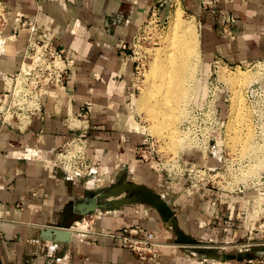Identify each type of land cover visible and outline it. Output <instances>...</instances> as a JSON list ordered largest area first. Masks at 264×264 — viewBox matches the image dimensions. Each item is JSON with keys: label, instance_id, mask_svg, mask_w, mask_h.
Masks as SVG:
<instances>
[{"label": "crops", "instance_id": "0c3cea01", "mask_svg": "<svg viewBox=\"0 0 264 264\" xmlns=\"http://www.w3.org/2000/svg\"><path fill=\"white\" fill-rule=\"evenodd\" d=\"M179 1L200 21L205 65L218 58L232 64L264 60V0L221 1L216 15L202 11L201 0ZM0 4L6 41L0 50V95L6 91L3 76L16 75L22 63L30 61L31 38L52 41L64 50L72 77L68 95L48 88L41 97V110L32 115L26 128L0 124V264H186L185 248L178 247L175 252L174 246L189 245L179 243L178 229L147 204L114 208L119 209L116 214L95 222L97 232L92 235L79 234L75 226L80 220L75 222L71 243L43 235L48 229H64L91 193L123 181L134 182L118 165L122 146L130 152L144 142L130 115L134 68L130 45L152 7L157 6L166 17L176 0H0ZM227 9L236 18L234 37L229 38L219 24ZM24 22L33 23L35 32L21 29ZM124 45L129 46L124 49ZM83 107L90 118L88 154L99 166L101 189L97 192L82 180L67 179L61 169L53 167L56 153L76 133L65 119ZM138 166L143 181L134 183L165 196L175 210L179 229L200 241L198 249L204 248L206 241L240 239L243 195L226 196L215 222L211 196L189 202L166 175L153 172L140 161ZM130 229L140 235L154 234L170 245L158 260L143 262L122 239ZM224 254L231 258L220 260L231 264H264L263 253L259 257L254 253ZM199 258L211 259L206 254Z\"/></svg>", "mask_w": 264, "mask_h": 264}, {"label": "built area", "instance_id": "2783aa9c", "mask_svg": "<svg viewBox=\"0 0 264 264\" xmlns=\"http://www.w3.org/2000/svg\"><path fill=\"white\" fill-rule=\"evenodd\" d=\"M221 1L231 4L233 0H201L200 9L216 15L218 4ZM150 18H156V22L162 24L163 20L161 21L160 10L157 6L152 7L142 25L149 23ZM220 18L222 34L228 38L234 37L232 29L236 26V18L229 9L225 10ZM127 22L130 20L127 19ZM25 28L35 32L33 23H22L21 29ZM127 48L128 45H124V49ZM29 57L30 61L22 63L16 75H4L6 91L0 95L1 125L26 128L32 115L41 110V97L50 87H55L62 95H68V86L72 77L64 50L52 41L31 38ZM222 63L224 61L221 58L212 62L213 72L206 81L202 78L203 88L196 99L190 103L188 114L180 127L181 136L187 141L188 151L202 154V160L194 161L189 156L186 159L183 156L172 160L167 159L159 151L148 132L142 133L144 142L135 145L130 152L122 146L118 157V165L121 164L122 168H128L129 172L134 174L131 179L134 182H137L141 175L138 167L140 161L154 172L164 174L175 182L179 193L188 197L189 202L198 201V199L205 201L211 196L215 222L220 219L226 196L235 197L247 191L243 185L245 172L249 165L255 163L253 158L250 159L240 152L231 150L226 142L230 95L227 93L225 83L216 77V69ZM255 91L256 89H250L249 99L255 97L253 96ZM223 103L228 106L226 111H224ZM252 113L256 122L255 128L259 134L257 138L264 142V128L262 127L264 110L254 109ZM65 123L69 128H74L76 133L56 153L53 167L61 169L69 180L84 181L86 187L89 182L95 180L93 188L95 189L98 186L99 166L88 154L90 118L87 109L83 107L78 113L69 114ZM136 231L130 229V236H126L125 240L129 243L130 249L143 261L158 260L162 255L161 248L170 245L158 240L154 234L138 237ZM210 243V246L204 247L225 253L222 249H226L229 245H237L238 242L217 239L211 240ZM185 246L176 247L193 248Z\"/></svg>", "mask_w": 264, "mask_h": 264}, {"label": "rangeland", "instance_id": "374dc122", "mask_svg": "<svg viewBox=\"0 0 264 264\" xmlns=\"http://www.w3.org/2000/svg\"><path fill=\"white\" fill-rule=\"evenodd\" d=\"M176 3H177V5L178 4L180 5V8L182 10H184V11H182V14H183L182 18L185 21V23L190 24V25L194 24V26H197V27L199 26L198 30L201 31L200 21L197 18V16L194 15L193 13H191L190 11L185 10L182 7L179 0H176ZM173 4L174 3H172V5ZM176 6H174L172 8L171 12L168 11V13L166 14V17L161 16V21L163 20L162 24L157 23L156 18H153V19L150 18L149 23H145L144 25H142L140 27V29L137 31V35H136V38L134 39V41H133V39L131 41L130 49H131L132 55H130V56H131V58H133L134 68H133V71L131 72V76H130L131 82L133 84V92H132V96L130 97L131 98L130 99V115H131V119L133 121L132 123L134 124L135 128L140 133V135H142V133H146V132L151 134V136L154 139L159 151L165 157H167V159L172 160V159H176L180 156H183V158L186 159L187 156H190L189 158H191L192 160L199 161V160H202L201 159L203 157L202 154H197L195 152H191L188 150L185 151L183 149H180L179 147L178 148H175V147L172 148L171 144H173L175 141H177V139L175 141H174V139L167 140V139L159 138L157 135H155L152 132V128H151L153 125V122H150L151 120L149 119L147 111H145V109L143 107H140L141 106L140 105L141 99L144 97V95H146L150 92L151 93L148 94V96L150 97L151 104L154 103L155 99H153V100H151V99L156 97V95H154V97L152 96L153 95L152 91L154 92V85L151 82V79L149 77V73L151 71L152 65L157 60V56L163 55V51H164L163 48L165 47V44H166V38H168L172 32L170 22L172 21V14L174 13L173 11H174V9H176ZM3 15H4L3 7L0 4V50L4 49L5 45H6V41L4 40V36L2 34V32H3L2 29L5 25V22L2 19ZM164 21H165V23H164ZM165 36H168V37H165ZM199 39H200V43H199L200 45H199L198 54L200 57L199 56L198 57L200 58V60L198 58H196V59L199 60L201 65L198 64L199 66L198 65L196 66L197 67L196 70L198 72L195 70V73H197V74H195V79H196L197 83H199L198 80L200 78H203V80L205 79L204 81H206L207 77L210 76L211 73L213 72L212 71V64L211 65H205L204 64L205 61L202 57V52H201V47H202L201 46L202 45V43H201L202 42L201 32H200ZM164 42H165V44H164ZM133 50L135 52L134 54H133ZM159 53H161V55H159ZM198 67H200V68H198ZM216 71H217L216 77H218L220 80H222L225 83V86L227 88V93L230 95V104H229L230 108L228 109L227 104L223 103L224 111H226L228 109V111L230 113V119L228 122L227 142L228 143L230 142L232 144V146L239 147L243 150L244 144L232 143L233 141L230 139L232 137V135H234V131L232 129H230V127H231L230 122H231V118L233 117V115H231V114H232V110L234 108L239 110V107H240V109H242V107L244 106L245 109L241 111L242 112V115H241L242 118H240V115L238 117V122H239V124L237 125L238 130H239L238 134L240 136L247 135L249 132H251V130H250V125H251L252 126V132L254 133L256 138L259 137V134L255 128L256 122H255L254 114L252 113V111L254 109L264 110V60H262L260 58L250 59V60L243 61L242 63H234V64L227 63L224 61V63L219 65V68H217ZM223 72H226L227 74H230V75H236V76L239 75V76H243V77L244 76H248V77L253 76L254 81L248 82V83L244 81L245 83L240 84L241 85L240 86L238 83L236 84L234 82H231L230 80H228V81L224 80L221 77V75H222L221 73H223ZM193 82H195V80L192 81V84L190 86V89H192L191 93H193V90L195 89V86H194L195 83L193 84ZM197 85H198L197 86L198 92H196V90H195V92L198 94L201 92V90L203 88V84H201V82H200ZM237 86H239L240 88ZM236 87L238 88V90L241 91V94H242V95L239 94L240 93V91H239L236 93V95L239 94L241 97H243L244 103H242V101L240 102L239 100H237L239 97L235 96V92H236L235 90H237ZM252 88L256 89V91L253 92V96H255V97L253 99H249L248 94L250 95V93H251L250 89H252ZM146 92H148V93H146ZM233 92H234V94H233ZM191 93H190V95H191ZM196 97H195V99H196ZM155 103H157V100H155ZM245 110L247 111L249 117L247 116ZM165 111L168 112V110H165ZM243 117L246 118V121ZM184 119L182 120V122L179 123L180 125L178 124V132L180 131V127H181ZM262 127L264 128V125H262ZM253 140H254L253 147L255 150V153L254 152L253 153L256 155L262 154L264 152V147L258 145L255 142V137L253 138ZM260 142L264 143L262 141H260ZM249 157H250V159L252 158L251 156H249ZM261 161L263 162L264 160H261ZM261 161L259 164H256L257 167H260L259 169L254 170V168L252 167L253 165H251V166L249 165L247 167V171L245 172V181H244L243 185H244V189L247 191L243 194H240V195H243L241 198L245 202L242 205L243 208L241 209L242 210L241 213H239V215L241 216L240 218H241L242 234H241L240 239H234L233 240V241L238 242L237 245H229L226 247V249H222V251H225V253L228 252V253H232V254H238L241 256L245 255L246 253H254L258 257L261 256L262 253L264 254V201H263L264 195L262 193L260 195H256L258 193L259 189L264 190V164H262ZM120 169L121 170H119V171L124 172L126 177L129 178L130 180L134 176V174L129 172L128 168L123 169L121 167ZM139 172L141 173V170ZM131 181H133V180H131ZM142 181H143V178H142V175H140L137 182L142 183ZM177 181H178V179H177ZM90 185H92L93 187H91ZM175 185H176V183H175ZM98 186H99V181H98ZM98 186L95 189H93L95 187V180L89 182V184H88V188L93 189L91 191H95V192H97L101 189V188H99L100 186L99 187ZM177 193L180 194L179 191ZM164 195H165V193H164ZM180 195H182V194H180ZM182 196L186 197L185 195H182ZM162 197H163V195H162ZM168 198L170 199V197H168ZM186 198L188 199V197H186ZM254 198H255V200H254ZM253 200H254V203L252 205ZM198 201H201V200L198 199ZM261 203H262V208L259 212H257L258 208L261 206ZM118 211H119V209L117 210L114 208L113 209L102 208L101 210H99L96 213L85 216L82 220L79 221L80 223H78L75 226L76 227L75 229H77V232L79 234L92 235V234L97 232L95 229V227H96L95 222L97 220H99L101 218H107L111 215L116 214V212H118ZM126 236H130V230H128L127 234H125L122 238L125 245L128 247V249H130L129 243L125 240ZM136 236L144 237V235H140V234H136ZM203 245L204 246H210L211 243H210V241H206ZM166 248H168V247H162L161 248L162 253L166 250ZM174 249H175V252H177V250L180 248L174 246ZM206 249H207V247H204V248L200 247L199 249H196V250L193 248L182 249V252L184 253L186 264H223V263L231 264L230 261L219 260V259H210L209 261H205L204 259H200L199 258L200 255L207 254ZM134 254L139 258V256L136 253H134ZM141 261H143V260H141ZM202 261H203V263H202ZM143 262H146V261H143Z\"/></svg>", "mask_w": 264, "mask_h": 264}, {"label": "bare ground", "instance_id": "6f19581e", "mask_svg": "<svg viewBox=\"0 0 264 264\" xmlns=\"http://www.w3.org/2000/svg\"><path fill=\"white\" fill-rule=\"evenodd\" d=\"M182 11L184 10H182L180 8V5L178 4L176 6V9H174L173 11L174 13L172 14V21L170 22L172 32L169 37L165 36L168 38H166V44L164 42L165 47L164 48L162 47L164 50L163 55L159 53V55L161 56H157V60L152 65L151 71L149 73L151 82L154 85V92L152 91L153 94L152 96L154 97V95H156V97L152 98L151 100L155 99L157 100V103H155L154 100L155 104L154 103L151 104L150 97L148 96V94H150L151 92L150 93L146 92L148 94L144 95V97L141 99L140 107H143L145 111H147L149 119L151 120L150 122H153L151 128H152V132L155 135H157L159 138H163L167 140L174 139L175 141L177 139V141H175L173 144L170 143L172 145V148L179 147L180 149L186 151L188 150L187 141L184 137L181 136L180 131L178 132V124L182 122L184 118H186L189 111V104L199 94L196 93L198 92L197 84H199L200 82L201 84L204 83L202 82V78H200L199 80L197 79L199 83H197L195 79V74H197L195 73V70L197 69L196 66L200 64L199 62L200 56L198 54L199 45H200L199 44L200 30H198L199 26L197 27L194 26V24L193 25L186 24L182 18L183 15ZM196 58H198L199 60ZM221 74H222L221 77L224 80L227 81L230 80L231 82H234L236 84L238 83L239 85L245 82L248 83L254 81L253 76L252 77L250 76L243 77L239 75L236 76V75L227 74L226 72H223ZM194 80L195 82H193V84L195 83L194 85L195 89L193 88L194 89L193 93H191L192 89H190V86L192 84V81ZM10 83L11 82H9V84ZM235 91H236L235 96L239 97V98L237 97L238 98L237 100H239L240 102L242 101V103H244L243 97L239 95L241 94V91L238 90V88ZM239 91L240 93L236 95V93ZM244 109H245L244 106L242 107V109H240L239 107V110L234 108L231 114L233 115L232 117L233 119L231 118V122H230L231 123L230 129L234 131V135H232L230 139L233 141L232 143L244 144L243 150L239 147L232 146L230 142L229 143L227 142V139L226 142L231 150L240 152L242 155L248 157L251 156L255 160V163H253L252 167L254 168V170H257L260 167H257L256 164H259L261 160H264V152L258 155L254 154L255 150L253 147L254 145L253 138L255 137V142L258 145L264 147V144H261L259 139L256 138V136L252 132L251 125H250V130L253 134L251 132H249L245 136H240L238 134L239 133L237 127V125L239 124L238 117L240 115V118H242L241 111ZM165 110H168V112ZM245 112L248 116L246 110ZM229 119H230V115H229ZM244 119L246 121V118ZM261 163L264 164V161L263 162L261 161ZM90 186L93 187L92 185ZM261 193L264 195L263 189H259L256 195H260ZM254 200L252 202V205L254 203ZM262 203L261 206L258 208L257 212L261 210ZM71 231L73 232V230Z\"/></svg>", "mask_w": 264, "mask_h": 264}, {"label": "water", "instance_id": "95a60500", "mask_svg": "<svg viewBox=\"0 0 264 264\" xmlns=\"http://www.w3.org/2000/svg\"><path fill=\"white\" fill-rule=\"evenodd\" d=\"M136 192L135 195H127L121 197L124 194ZM147 204L153 207L162 217V219L178 229V242L188 244L193 248H197L200 245V241L189 237L183 231L179 229L177 221L175 219V210L171 207L170 203L162 197L159 193L151 189L150 187L134 183L123 181L121 184H116L110 187L108 190L100 193H91V196L86 197L77 207L78 214L74 217L64 229H48L43 232L45 238L64 243H71L73 239V232L71 231L75 222L83 219L85 216L96 213L102 208L112 209L119 208L129 204ZM207 256L211 259H225L228 260L231 257L228 254H224L217 249L207 248Z\"/></svg>", "mask_w": 264, "mask_h": 264}]
</instances>
